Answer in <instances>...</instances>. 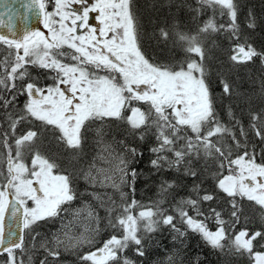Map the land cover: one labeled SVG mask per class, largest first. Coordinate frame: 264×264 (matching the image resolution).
<instances>
[{
    "label": "snow or ice",
    "instance_id": "snow-or-ice-1",
    "mask_svg": "<svg viewBox=\"0 0 264 264\" xmlns=\"http://www.w3.org/2000/svg\"><path fill=\"white\" fill-rule=\"evenodd\" d=\"M198 2L214 10L218 6L230 23L217 25L210 19L196 35L177 32L176 43L185 56L176 64L153 63L143 53L130 0H95L91 4L89 0L23 2L21 20L27 22L29 13H35L46 32L29 30L21 24L22 34H18L11 19H0V28L7 32L0 34V51L6 53L0 59V110L7 116L8 125L7 129L0 126V145L7 151L6 158L0 153V254L7 253L3 264H26L25 257L31 264L25 235L31 236L35 247L39 222L55 221L68 211L72 212V219L63 225V234L39 241L46 253L39 264H57L61 248L68 250L96 242L101 217L91 205L72 208L79 196L73 186L74 177L93 189L99 186L113 190L111 195L105 193L106 201L93 193V198L107 208L108 227L113 234L101 247L80 256L82 264H136L126 255L130 247L134 245L136 255L144 257V242L150 239L147 234L163 229L174 233L173 240H180L185 233L178 223L200 234L213 248H223L221 242L227 239L230 250L240 255L247 253L253 264H264V252L254 250V242L264 241V231L236 229L243 210L240 201L247 199L264 210V163L256 162L254 149L251 153L247 150L249 131L233 111V103L241 93L225 72L217 70L213 78L209 63L213 57L205 43L215 33L228 32L229 40L236 41L229 54L233 66L247 64L258 56L264 64V53L239 42L233 0ZM71 4L81 5L82 11H70ZM91 13L97 14L96 26L89 23ZM248 26L254 27V23L249 22ZM160 37L167 41L169 32L161 29ZM30 67L48 73L52 83L41 87L32 80ZM18 96H26L19 110ZM125 110L130 112L126 121L134 135L143 139L147 131H153L156 143L150 149L155 154L151 165L157 170L175 169L195 180L199 178L198 161L217 163L220 171L216 187L228 198L231 219H223L222 212L211 204L208 213L202 210V204L216 200V196L201 194L198 184L193 185L195 198H181L170 210L166 209L163 205L175 186L168 182L161 185V198L153 206L132 214L137 202L123 203L126 194L122 191L129 161L113 153L108 145L98 156L102 163L98 165L93 160L87 168H76L88 130L97 121L103 125L106 120H124ZM222 111L230 123L223 121ZM248 114L249 128L264 143V109L249 110ZM26 120L34 127L17 135V126ZM47 132L67 153L71 172L38 149L33 151ZM97 135L102 142V128L97 129ZM241 148L243 152L236 151ZM26 151L33 153L30 165L25 160ZM130 151L136 155L135 148ZM131 175L134 179L135 170H131ZM116 193L121 205L114 199ZM201 216L203 220L198 219ZM209 219H214L215 231L208 228ZM6 220L13 224L18 221L19 228L9 226L6 230ZM76 222L84 225L79 236L71 234ZM260 246L264 248V243Z\"/></svg>",
    "mask_w": 264,
    "mask_h": 264
},
{
    "label": "trees",
    "instance_id": "trees-1",
    "mask_svg": "<svg viewBox=\"0 0 264 264\" xmlns=\"http://www.w3.org/2000/svg\"><path fill=\"white\" fill-rule=\"evenodd\" d=\"M233 2L236 6L239 42L250 44L257 52L264 53V0H233ZM130 3L131 10L136 18L139 46L151 62L158 64H176L184 58L185 53L176 43L177 37H172L174 33L181 32L189 36L196 35L204 23L210 19L214 20L217 25H227L230 23V18L226 14L221 15L218 6L214 10L211 7L199 4L198 0H130ZM148 3L153 4L151 18L148 15L150 13L148 7L144 5ZM198 9H202V11H198ZM156 11L159 16L153 14ZM249 22L254 23V27H249ZM161 29L169 32V39L167 41L160 37ZM228 36L229 33L226 31L215 33L205 43V47L211 49L210 55L213 57L209 61L211 74L215 78L217 70L223 71L229 75L230 79L237 86L241 95L233 103L234 114L241 121L244 128L249 131L247 150L251 153L254 149L256 162L264 163V156L261 155L262 151H264V143H261L249 128L248 114L249 110L260 111L264 109V90H262L264 64L261 63L258 56L254 57L252 62L233 66L229 61V54L232 44L236 41L229 40ZM212 40L215 41L214 45L212 44ZM3 53L4 55L6 54L5 52ZM29 72L32 80L41 87L45 84H51L45 79L46 77L48 78L49 74L43 70L30 67ZM39 79L42 82H38ZM17 83L20 82L18 81ZM25 101L26 96L17 97V110L23 108ZM123 115L125 117L124 120H106L103 125L97 121L94 125H100L97 127L102 128L103 138L110 145H112L110 138L113 139L115 151L118 154L122 153V156L129 161V174L126 177L127 182L122 186V191L126 194L123 203L131 204L133 200L137 202L136 206L131 210L132 214L138 215L142 208L153 206L161 198V185L168 182L173 183L175 186L170 190L167 202L163 205L166 209L170 210L173 203L181 198H188L189 196L195 198L196 194L193 191V185L198 184L200 185L201 194L209 192L216 196V200L204 202L202 210L208 213V206L211 204L212 207L222 212L223 219L226 221L231 219L227 211L230 208V205L226 203L228 198L216 187L217 174L220 170L215 161L208 160L206 162L204 159L198 161L196 169L199 173V178L195 180L192 177L175 171V169L157 170L151 165V160L155 159V154L150 149L156 143L153 131H147L143 139H141L139 135L133 134L130 126L127 124L126 117L130 115L129 111L125 110ZM221 117L225 123H230L226 112L222 111ZM0 122L7 129V116L3 110H0ZM33 127L34 125L26 120L17 126L16 134L21 135ZM91 129L93 128L91 127ZM236 131L238 133L239 128ZM88 133L85 135L82 150L79 153V163L76 164L77 169L81 167L85 168L93 155V133ZM54 141L56 140L51 132L44 133L37 141L33 151L38 149L42 155L56 160L63 169L71 172L72 167L69 164L67 153L61 145H58L57 142L54 143ZM116 141L117 143H115ZM50 143L53 145H50ZM117 144L119 147H116ZM125 145L127 148H125ZM53 146H55V149L52 148ZM132 148L136 149L135 156L131 154L130 150ZM236 151L243 152L244 149L241 148ZM32 154V152L26 151V162L30 160ZM235 154L236 152L233 153V155ZM226 167L224 174L226 173ZM131 170H135L136 172L134 179L131 175ZM73 186L79 194L78 197L82 199H90L87 191L96 190V188H90L82 179L76 177H74ZM112 191L110 188H104L101 190V193L105 194ZM117 194L119 195V193ZM106 198L107 196L105 195L104 199ZM117 202L121 205L120 199ZM240 203L243 205V210L236 229L247 228L250 231H264V210H261L259 206L252 204L247 199H243ZM73 204H78L77 200ZM98 211L101 217V224L96 242L92 245H81L68 250L60 249V257L57 264H82L79 259L80 256L101 247L102 242L113 234V230L108 227V213L105 211V207L103 209L99 207ZM103 211L105 215H103ZM191 215L195 216V213L192 212ZM103 217L105 218L104 223L102 222ZM57 219H60V217L56 218L55 221L39 222L36 231H47L48 228L45 229V227H53ZM198 219L203 220L204 217L201 216ZM206 223L210 230H214L217 227L214 219H209ZM177 226L185 233L180 240H173L174 233L169 229L158 230L147 234L150 239H146L144 242L146 251L144 257L136 255L134 245L127 250L126 255L129 259L135 261L136 264H253L247 253L240 255L230 250L227 241L225 243L224 241L221 242L224 245L223 248H213L200 234L188 230L186 226L179 223ZM229 232H232L231 228H229ZM254 243L255 251L264 252V248L260 246L264 241ZM25 245L31 250V253H36L32 255L33 260L31 264H39L40 260L45 257V255L41 254L44 250L40 247L37 248L36 245L33 247V240L30 235H25ZM44 254L46 253L44 252ZM4 255H0V260L4 259ZM49 260L51 261V257H49Z\"/></svg>",
    "mask_w": 264,
    "mask_h": 264
},
{
    "label": "rangeland",
    "instance_id": "rangeland-1",
    "mask_svg": "<svg viewBox=\"0 0 264 264\" xmlns=\"http://www.w3.org/2000/svg\"><path fill=\"white\" fill-rule=\"evenodd\" d=\"M95 2V0H91V2H90V4L91 3H94ZM76 4H71L70 6H75ZM145 6H147L148 7V10L150 11V13H148V15H149V17L151 18L152 16H151V13L153 12V7H152V3H148V4H144ZM189 6V5H188ZM154 15H156V16H159L158 15V13H157V11L156 12H154L153 13ZM94 15V17H92L93 18V20H95V16L97 15L96 13H94L93 14ZM150 21H151V19H150ZM176 36V34L174 33V35H172V37H175ZM66 51H67V49H65ZM1 57H2V59H3V57H4V53H3V51H0V59H1ZM45 79H47V81H49V83H52V80L51 79H48L47 77L45 78ZM45 79H44V81H45ZM38 82H42V80H38ZM129 114H130V112H129ZM0 126H3L2 124H1V122H0ZM7 126L8 125H6V128H7ZM97 126H100V125H93V129H89L88 130V132L89 133H93V140H94V150H93V155H92V157H91V159H90V161H88V164H87V166L89 165V163L90 162H92L93 160H96V162H97V164L99 165L100 163H102L99 159H98V156L101 154V150H102V148L105 146V145H108V146H110V148H111V150H112V152L113 153H117V151H115V146H114V144H113V139H111L110 138V140H111V142H112V145H110L108 142H107V140L105 139V138H103L102 137V142H101V138L97 135V129H98V127ZM3 128H4V126H3ZM95 131V132H94ZM88 133V134H89ZM57 141H54V143H56ZM115 143H117V141L115 142ZM58 144V143H57ZM50 145H53V144H51L50 143ZM51 147V146H50ZM58 147V146H57ZM116 147H119L118 146V144L116 145ZM53 149H55V146H53L52 147ZM119 151V150H118ZM0 153H2V154H4V156H5V158H6V155H7V151H6V149L5 148H3V146L2 145H0ZM104 155H107V153H103ZM121 155H123L122 153H120ZM29 165H30V160H28V162H27ZM87 166L85 167V168H87ZM106 166V165H105ZM225 174H227V171H226V173ZM87 185V184H86ZM87 186H89V185H87ZM91 188V187H90ZM104 188H101V187H99V186H97L96 187V190H89V191H87V194L89 193V197H90V199L89 198H86V199H82V198H79L78 197V199H77V203L78 204H73L72 205V208L73 209H76V208H84L85 207V205H87V204H90L93 208H94V210L96 211V212H98L99 213V211H98V208L100 207L101 209H103L104 207H102L101 206V203H100V201L99 200H96V199H94L93 198V193H96V194H98V195H100L103 199H104V197H105V194H102L101 193V190H103ZM108 194L109 195H111L112 194V192H108ZM120 196L116 193L115 194V196H114V199L116 200V203H117V205H119L118 204V202H117V200H119L120 198H119ZM105 201L107 200V198L106 199H104ZM81 204V205H80ZM105 211L108 213V211H107V208H105ZM107 213H106V216H107ZM103 215H105V212L103 211ZM106 216H105V218H106ZM104 217L102 218V222L104 223V219H105ZM72 219V212L71 211H68V212H64V213H61V216H60V219H57V221L54 223V225H53V227H51V228H49L50 226H47V227H45V229H47V231H39L38 233H39V237H38V240L39 241H41V240H44L45 238H48V239H51V237L54 235V234H57V233H59V234H63L62 233V227H63V225H66L67 223H68V221L69 220H71ZM84 223H87L86 221L84 222ZM216 229H214V230H211V231H215ZM82 232H84V225L82 224V223H79V222H76V223H74V226H73V228H72V232H71V234L72 235H76V236H79ZM39 241H38V243H37V245H36V247L38 248V247H40L39 246ZM228 242V240L226 239V240H224V243L225 242ZM34 243V242H33ZM229 243V242H228ZM82 245H92V244H87V243H85V244H82ZM81 246V245H80ZM42 249V248H41ZM61 250H65L64 248H61ZM95 250H96V248H95ZM95 250H93V251H95ZM41 252H42V250H41ZM34 254H36V253H31V256L32 255H34ZM42 255H46V254H44V252H42L41 253ZM6 258H7V253L4 255V259H2V260H0V264L2 263L3 264V262L6 260ZM25 260H26V262H27V257H25ZM32 260H33V258H32Z\"/></svg>",
    "mask_w": 264,
    "mask_h": 264
},
{
    "label": "water",
    "instance_id": "water-1",
    "mask_svg": "<svg viewBox=\"0 0 264 264\" xmlns=\"http://www.w3.org/2000/svg\"><path fill=\"white\" fill-rule=\"evenodd\" d=\"M23 2H28V0H23ZM22 0H0V19L8 21L11 19V22L16 26V31L18 34H22L21 32V24L24 25L29 30H39L45 31L43 24L40 22V17L35 13H29V19L27 22H23L21 17L24 13ZM0 34H7L6 29L0 28ZM12 226L14 228H19V222L17 221L15 224L11 220H6L5 228Z\"/></svg>",
    "mask_w": 264,
    "mask_h": 264
},
{
    "label": "flooded vegetation",
    "instance_id": "flooded-vegetation-1",
    "mask_svg": "<svg viewBox=\"0 0 264 264\" xmlns=\"http://www.w3.org/2000/svg\"><path fill=\"white\" fill-rule=\"evenodd\" d=\"M90 2H91V0H89V4H90ZM49 10H51V5L49 6ZM69 10L70 11L77 12V13H80L82 11L81 5H79V4H76L74 7L73 6H70ZM93 14L94 13H91L90 14L89 23H90V25L96 26L97 25V22H96V20H93V18H92V17H94Z\"/></svg>",
    "mask_w": 264,
    "mask_h": 264
}]
</instances>
